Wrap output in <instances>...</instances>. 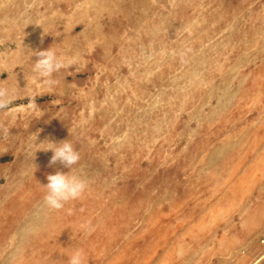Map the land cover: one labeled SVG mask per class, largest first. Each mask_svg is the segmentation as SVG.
Returning a JSON list of instances; mask_svg holds the SVG:
<instances>
[{
    "label": "rangeland",
    "instance_id": "374dc122",
    "mask_svg": "<svg viewBox=\"0 0 264 264\" xmlns=\"http://www.w3.org/2000/svg\"><path fill=\"white\" fill-rule=\"evenodd\" d=\"M0 83V264H259L264 0H0ZM67 139L90 189L49 211Z\"/></svg>",
    "mask_w": 264,
    "mask_h": 264
},
{
    "label": "clouds",
    "instance_id": "9594fccd",
    "mask_svg": "<svg viewBox=\"0 0 264 264\" xmlns=\"http://www.w3.org/2000/svg\"><path fill=\"white\" fill-rule=\"evenodd\" d=\"M31 53L38 58L33 63V72L49 88L57 84V81L52 79L53 73L72 62L58 57L51 47L47 50ZM15 94V89L0 83V111L8 109ZM3 131L7 135L8 129L4 128ZM44 150L53 153L49 166L59 163L63 167L71 169L68 174L60 171L49 174L46 177L47 184L41 186L46 190L43 206L49 211H60L64 209L66 204L81 199L89 191L90 183L87 179L73 174L72 169L78 164L80 154L68 139L59 143L47 142V147ZM66 264H88L87 254L83 249H73L67 257Z\"/></svg>",
    "mask_w": 264,
    "mask_h": 264
},
{
    "label": "crops",
    "instance_id": "0c3cea01",
    "mask_svg": "<svg viewBox=\"0 0 264 264\" xmlns=\"http://www.w3.org/2000/svg\"><path fill=\"white\" fill-rule=\"evenodd\" d=\"M10 156H12V154L4 150L2 141H0V180L4 179L6 175H11L10 173H7V170L12 163V158Z\"/></svg>",
    "mask_w": 264,
    "mask_h": 264
},
{
    "label": "built area",
    "instance_id": "2783aa9c",
    "mask_svg": "<svg viewBox=\"0 0 264 264\" xmlns=\"http://www.w3.org/2000/svg\"><path fill=\"white\" fill-rule=\"evenodd\" d=\"M259 243H260V245L264 248V237H262V238L259 240ZM257 263H259V264H264V252H263V254L261 255L260 259L257 261Z\"/></svg>",
    "mask_w": 264,
    "mask_h": 264
},
{
    "label": "trees",
    "instance_id": "16d2710c",
    "mask_svg": "<svg viewBox=\"0 0 264 264\" xmlns=\"http://www.w3.org/2000/svg\"><path fill=\"white\" fill-rule=\"evenodd\" d=\"M9 107H10V105H9ZM9 107H8V108H9Z\"/></svg>",
    "mask_w": 264,
    "mask_h": 264
}]
</instances>
